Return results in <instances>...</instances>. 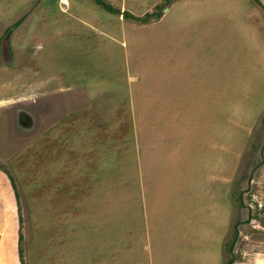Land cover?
<instances>
[{
  "label": "crops",
  "instance_id": "crops-1",
  "mask_svg": "<svg viewBox=\"0 0 264 264\" xmlns=\"http://www.w3.org/2000/svg\"><path fill=\"white\" fill-rule=\"evenodd\" d=\"M31 1L5 0L8 6L1 9L0 23L7 29ZM80 1L87 0H67L65 5L60 0H42L34 10L21 16L23 20L14 32H19V41L29 50L26 60L35 63L39 52L68 40L94 38L112 43L108 44L117 53L118 65L114 63L109 82L105 77L107 69L102 78L88 81L82 94L86 105L78 112H108L113 105L116 114L129 113L132 131L146 128L142 138L145 141L141 143L137 137L136 142L138 147L143 146L144 157H137L146 164L148 202H152L156 212L165 199L170 207L181 210V227L189 228L182 239L192 242L189 247L199 249L201 258L197 264H222L223 230L231 211L229 191L244 149L264 112L262 9L251 0H176L165 8L158 21L130 28L131 32L143 30L146 35L128 43L123 24L116 26L115 34L108 33V20L118 16L96 7L105 17L100 25L90 5ZM260 1L264 4V0ZM253 25L258 30L252 32ZM219 32L223 34L221 39ZM251 43L257 44L253 54ZM220 47L225 51H220ZM234 47L241 49L231 50ZM220 52H225L221 67ZM98 87H102L100 92ZM111 87L113 91L108 92ZM44 89L45 84L36 91L42 93ZM0 174L10 200L11 264H21L19 232L25 239V264H114L106 258L101 237L98 247L84 249L83 245L82 252L72 249L70 233L75 221L68 214V207L73 204L69 185L43 186L45 206L36 201L26 203L33 214L26 224L20 209L18 213L8 177L1 169ZM41 176V180H46V176ZM0 225L5 227L4 223ZM136 236L132 239L138 241ZM141 240V249L133 250L131 242L130 250L124 253L114 232L115 262L139 264L141 254L142 264H156L150 234L146 231ZM46 243L48 249L43 250ZM1 248L0 245V264H5ZM134 252L139 255L134 257ZM46 259L50 260L46 263Z\"/></svg>",
  "mask_w": 264,
  "mask_h": 264
},
{
  "label": "rangeland",
  "instance_id": "rangeland-1",
  "mask_svg": "<svg viewBox=\"0 0 264 264\" xmlns=\"http://www.w3.org/2000/svg\"><path fill=\"white\" fill-rule=\"evenodd\" d=\"M39 1L42 0H32L14 17V22L34 10ZM87 1L80 2L85 6L90 5L89 9L94 14L96 23L100 22L101 25V19L105 17L96 11V7L106 14L111 13L92 0ZM107 1L121 10L141 16L145 12L155 11V5L163 0H156V3L155 0ZM174 1L176 0L171 3ZM6 3L5 0H0V14L1 9L8 6ZM116 16L123 20L117 17L110 20L106 18L111 27L108 33L115 34L116 26L120 28L123 24L124 39L128 43L146 35L143 30H129L145 24ZM159 19L151 18L146 24ZM5 29L0 23V166L7 167L16 178L20 214L26 224L33 215L26 203L36 201L39 206H45L42 200L46 196L41 195L43 186L47 183L60 187L69 185L73 190L70 199L73 204L68 207V214L75 221L70 233L74 241L73 250L82 252L83 245L84 249L89 246L98 247L101 237L106 258L117 264L113 254L116 251L113 250V233L117 232V240L125 253L130 250L131 242L134 244L133 250L141 249V239L147 231L152 238L150 248L155 250L156 264L159 261L161 264H197L201 258L199 249L189 247L192 242L182 239L184 231L187 232L189 228L181 227L178 219L181 210L170 207L165 199V204L156 212L152 202H148L146 164L137 157V154L144 157L143 146L139 144L138 147L136 142L137 137L141 143L145 141L142 138L146 135V128H134L132 131L129 113L116 114L113 105L108 112H78L86 105L82 94L88 81L99 79L107 69L105 77L108 80L106 82H109L114 63L118 65L117 53L109 46L112 43L94 38L60 42L55 48H45L39 52V59L34 63L32 59L26 60L29 50L25 49L24 42L19 41L20 34L18 31L14 32L15 27L7 33ZM255 29L258 30V27L253 25L252 32ZM73 32L70 30V33ZM159 34L161 38V33ZM219 35L220 39L223 38V34L219 32ZM77 36H80L78 32ZM256 47V43L249 45L252 54L257 51ZM240 49L234 47L231 50ZM220 51L225 50L220 47ZM220 53L221 67L225 52ZM24 61L27 65L23 64ZM22 65L23 68L20 67ZM21 69L26 73L21 74ZM43 84L47 89L42 93L36 91ZM98 88L100 92L102 87ZM109 91H113V88L108 89ZM132 136L135 142H132ZM41 174L46 176V180H41ZM238 197L242 205L238 203ZM229 198L231 211L228 226L223 230L222 264L230 256L234 258L232 264H264V112L250 143L244 149ZM252 201L262 204L259 214H254L259 219L257 227L250 225L252 211L248 203ZM0 223L5 224V227L0 225L2 263L11 264L10 200L1 174ZM234 226L237 229V239L231 254L225 253V246L230 241ZM136 235L139 236L138 241L132 239ZM52 246L55 248V241ZM21 247L24 252V237ZM44 248L48 249V243L43 250ZM80 252L78 253L81 254ZM47 253L46 250V256ZM136 255L139 252H134V257ZM140 258L141 254L139 264H142ZM47 260L50 259H46V263Z\"/></svg>",
  "mask_w": 264,
  "mask_h": 264
},
{
  "label": "trees",
  "instance_id": "trees-1",
  "mask_svg": "<svg viewBox=\"0 0 264 264\" xmlns=\"http://www.w3.org/2000/svg\"><path fill=\"white\" fill-rule=\"evenodd\" d=\"M92 1L94 3H96L97 5H99L102 9H104L108 13H111V14H114V15H119V16H122L125 19H130V20H133V21H137V22H139L141 24H146V23H148L150 21L151 18L159 19L162 16V10L165 7L169 6L173 0H163L161 3H158V4L155 5V8H156L155 11L145 12L141 16L134 15L133 13L129 12L128 10H121L120 8L114 6L113 4L108 2L107 0H92ZM252 1L254 3H256L262 9L263 17H264V4L260 0H252ZM22 20H23V17L19 18L12 25H10L5 30V32L7 33L13 27L18 26L22 22ZM260 164H262V163H260ZM0 169L8 177V180H9V182L11 184V187H12L14 195H15L16 203L18 205V213H19L20 202H19V194H18V189H17L18 186H17L16 178H15L14 174L8 168L0 166ZM237 200H238V203L240 205H242V201H241L240 197H238ZM19 222L21 224V216L20 215H19ZM236 239H237V229H236V226H234L230 241L225 246V253L231 254V250H232L233 244H234ZM22 240H23V236H22L21 232H19V234H18V255H19V260H20L21 264H25L24 255H23V249L21 247ZM233 262H234V258L232 256H230L225 262H223V264H232Z\"/></svg>",
  "mask_w": 264,
  "mask_h": 264
},
{
  "label": "built area",
  "instance_id": "built-area-1",
  "mask_svg": "<svg viewBox=\"0 0 264 264\" xmlns=\"http://www.w3.org/2000/svg\"><path fill=\"white\" fill-rule=\"evenodd\" d=\"M60 2H61V4H64V5L66 4V0H60ZM251 196L254 199V196L253 195H251ZM255 201H257V200H255ZM248 205H249V207L251 208V211H252V217L250 219V225L252 227H257L259 225V219L254 214H255V212H257L259 214V211L261 210L262 204L260 202H258L256 204L254 201H252V202L248 203Z\"/></svg>",
  "mask_w": 264,
  "mask_h": 264
},
{
  "label": "bare ground",
  "instance_id": "bare-ground-1",
  "mask_svg": "<svg viewBox=\"0 0 264 264\" xmlns=\"http://www.w3.org/2000/svg\"><path fill=\"white\" fill-rule=\"evenodd\" d=\"M66 3H67V0H66Z\"/></svg>",
  "mask_w": 264,
  "mask_h": 264
}]
</instances>
